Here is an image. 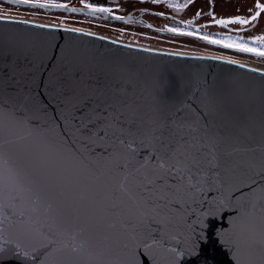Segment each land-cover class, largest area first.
Listing matches in <instances>:
<instances>
[{
    "label": "water",
    "instance_id": "95a60500",
    "mask_svg": "<svg viewBox=\"0 0 264 264\" xmlns=\"http://www.w3.org/2000/svg\"><path fill=\"white\" fill-rule=\"evenodd\" d=\"M0 264H264V69L0 15Z\"/></svg>",
    "mask_w": 264,
    "mask_h": 264
},
{
    "label": "flooded vegetation",
    "instance_id": "af4514ba",
    "mask_svg": "<svg viewBox=\"0 0 264 264\" xmlns=\"http://www.w3.org/2000/svg\"><path fill=\"white\" fill-rule=\"evenodd\" d=\"M129 1V0H128ZM139 4L150 2L160 11L144 6L135 7L124 15L141 17L143 26L156 31L163 38L191 39L199 41L217 51L234 53L264 60V0H243L237 6L236 13L224 14L219 8H228L231 4H239L240 0H135ZM246 2V3H245ZM121 9V8H119ZM155 17L165 20L164 28H160L148 20ZM133 22V21H130ZM167 30L169 33H161ZM217 56V55H213Z\"/></svg>",
    "mask_w": 264,
    "mask_h": 264
},
{
    "label": "rangeland",
    "instance_id": "374dc122",
    "mask_svg": "<svg viewBox=\"0 0 264 264\" xmlns=\"http://www.w3.org/2000/svg\"><path fill=\"white\" fill-rule=\"evenodd\" d=\"M244 4L243 0H240L239 4H231L228 8L219 10L224 14L229 13H236V10L238 9L237 6ZM246 3V2H245ZM68 5H76V6H87V7H93V8H100L105 11H109L114 14H118L119 8L125 10L124 14H127L130 12V10L134 9L135 7H149L152 9H155L157 11H160V8L162 6L156 7L155 3L145 2L140 3L135 0H119L118 3L110 2L109 0H69L68 3H63ZM0 15L3 16H12L16 18H24L28 20H36L39 22H47L50 24H58L61 26H68L72 28H79L84 30H89L95 33H100L102 35H105L107 37H112L118 40H123L127 42H134L140 45H145L149 47H158L162 49H168L172 51H180V52H190L193 54H204V55H217L221 57H225L228 59H233L235 61H238L240 63H251L249 65H256V66H263L264 67V60L256 57H248L244 55H237L234 53H227L223 51H217L215 49H212L208 47L207 45L199 42L194 41L191 39H179V38H172V41L166 40L163 38H167L166 36H160L156 31H152L151 29H148L147 27L143 26L142 24H139L137 22H123V21H111V20H105L102 17H91L88 15H81V14H73L69 12H60V11H49L43 8H25V7H18L16 5H13L11 3H5L0 1ZM148 20L151 23H154L160 28H164L165 24L167 22L165 20H162L160 18L155 17H148ZM264 21V20H263ZM261 32H264V22L262 23V30ZM246 61V62H245Z\"/></svg>",
    "mask_w": 264,
    "mask_h": 264
},
{
    "label": "trees",
    "instance_id": "16d2710c",
    "mask_svg": "<svg viewBox=\"0 0 264 264\" xmlns=\"http://www.w3.org/2000/svg\"><path fill=\"white\" fill-rule=\"evenodd\" d=\"M30 1V0H27ZM32 1H37V2H46V3H56V4H63V3H68L69 0H32Z\"/></svg>",
    "mask_w": 264,
    "mask_h": 264
},
{
    "label": "bare ground",
    "instance_id": "6f19581e",
    "mask_svg": "<svg viewBox=\"0 0 264 264\" xmlns=\"http://www.w3.org/2000/svg\"><path fill=\"white\" fill-rule=\"evenodd\" d=\"M30 1H32V0H30ZM29 1V2H30ZM33 2H37V1H33ZM42 2V1H41ZM40 2V3H41ZM44 3H46V2H44ZM49 4H51V3H49ZM56 4V3H55ZM19 7V6H18ZM20 7H22V6H20ZM25 8H27V7H25ZM176 52V51H175ZM178 52H180V51H178ZM187 53H190V52H187ZM217 57H219V56H217ZM246 62V61H245ZM248 64H251V63H248ZM257 65V64H256ZM252 66H254L253 64H252ZM258 67H261V68H263L264 69V67L263 66H258Z\"/></svg>",
    "mask_w": 264,
    "mask_h": 264
}]
</instances>
